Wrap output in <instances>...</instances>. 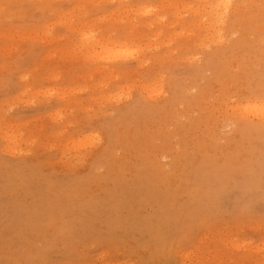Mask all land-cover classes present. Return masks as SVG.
Returning <instances> with one entry per match:
<instances>
[{"label": "rangeland", "instance_id": "obj_1", "mask_svg": "<svg viewBox=\"0 0 264 264\" xmlns=\"http://www.w3.org/2000/svg\"><path fill=\"white\" fill-rule=\"evenodd\" d=\"M209 3L0 0V264H264V137L188 189L264 94V3Z\"/></svg>", "mask_w": 264, "mask_h": 264}, {"label": "bare ground", "instance_id": "obj_2", "mask_svg": "<svg viewBox=\"0 0 264 264\" xmlns=\"http://www.w3.org/2000/svg\"><path fill=\"white\" fill-rule=\"evenodd\" d=\"M230 0H210L209 3V7L211 8L209 10L210 15L213 16L214 19H212V21H210L212 24L214 25H218V29L220 30V26L221 23H223L224 20V15L226 14V9L229 6L228 2ZM243 0H241L242 2ZM239 6V5H238ZM237 6V7H238ZM241 9V6H239ZM253 8V6H252ZM223 9V11L221 13H223L221 15L220 10ZM240 11V10H239ZM242 11V10H241ZM243 12V11H242ZM247 13V12H246ZM197 14V13H196ZM257 16V14H256ZM262 16V14H261ZM234 20V19H233ZM209 23V22H207ZM211 25V24H210ZM231 31V30H230ZM215 32H218L217 30H215ZM218 35V34H217ZM216 35V37H217ZM220 36H222L220 34ZM82 37V36H81ZM84 37V36H83ZM219 38V36H218ZM85 39H87V37H85ZM96 39V38H95ZM103 39V38H102ZM106 39V38H104ZM110 39V38H109ZM109 39H106L107 43H105L104 47H107L109 43H111L113 45H120L121 42L117 41V42H111V40L109 41ZM84 40V38H83ZM96 41V40H95ZM85 42V40H84ZM97 42V41H96ZM109 42V43H108ZM83 43V42H82ZM103 44V43H102ZM107 45V46H106ZM233 47V46H232ZM231 47V48H232ZM230 48V49H231ZM106 49V48H105ZM107 50H110V48ZM229 51V50H228ZM227 51V52H228ZM226 52V53H227ZM220 53L216 51V54ZM115 58V57H114ZM212 62V61H211ZM210 62V63H211ZM243 66H241V64H239V70L238 72H240L242 74L243 71ZM222 74H217V78L221 77ZM261 99H257L254 100L252 102L247 101L245 104H243V108L241 111V108L239 107H235V110L238 112H242L240 113V121H242V123L240 124V126L238 127L237 131V136L233 139L234 144H232L231 146H229L228 148H224L220 151H218V153H224V157L221 161H219L216 157L213 158V156H210V158H205L204 156H202V158L199 160V158L197 159V170L192 172V176L190 178V180L193 182L192 185L188 188L189 190L194 189V187H196V183L198 182L201 186L203 190L207 189V193L206 196H215L216 192H217V188L213 187V182L215 181V177L216 173L213 174V177H207L204 173L201 172L202 170L205 169H214L215 171H221V169L225 166L227 169H230V167H240L242 169H246L248 170L249 168V163H247L246 161H249V155L250 152L252 151V149H250V146L254 144L253 140L254 137L258 138V137H264V113L261 112V105L264 104V94L259 96ZM177 108V107H176ZM173 109V108H172ZM178 109V108H177ZM251 117V119L254 121L253 123H248L247 121H245L247 118ZM197 120V117H194L193 119L190 118L188 123H184L181 122L180 120L175 119L174 123L177 125L176 127H178V129L180 131H184L185 128H188L189 125L193 124L195 121ZM171 121V120H170ZM169 124V123H168ZM119 129V128H118ZM251 135H250V134ZM243 139H247L245 144V141H243ZM106 146V145H105ZM104 146V147H105ZM103 147V148H104ZM117 147V146H116ZM100 149V152H104L105 148ZM176 148V147H175ZM115 149V148H114ZM117 149V148H116ZM173 150V149H172ZM126 154V153H125ZM158 156V155H157ZM159 159V158H158ZM115 160V159H114ZM170 160V159H169ZM199 160V162H198ZM169 162V161H168ZM98 168V167H97ZM99 168H101L99 166ZM232 168V169H234ZM96 169V168H95ZM197 171L200 172L199 174H197ZM109 177H111L112 175L108 172ZM118 177V175H116ZM117 177H115V180L117 181ZM119 178V177H118ZM219 178V177H218ZM120 179V178H119ZM121 180V179H120ZM231 180V179H230ZM114 181V180H113ZM122 181V180H121ZM120 181V182H121ZM118 182V183H120ZM121 183H125V179L123 182ZM195 183V184H194ZM227 185V184H226ZM119 186V185H118ZM188 190V191H189ZM213 190V192H212ZM174 192V190H173ZM174 195V194H173ZM216 197V196H215Z\"/></svg>", "mask_w": 264, "mask_h": 264}, {"label": "snow or ice", "instance_id": "obj_3", "mask_svg": "<svg viewBox=\"0 0 264 264\" xmlns=\"http://www.w3.org/2000/svg\"><path fill=\"white\" fill-rule=\"evenodd\" d=\"M262 3H264V0H261ZM148 11H151V9H148ZM261 112L264 113V104H262L261 106Z\"/></svg>", "mask_w": 264, "mask_h": 264}]
</instances>
